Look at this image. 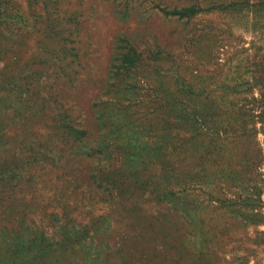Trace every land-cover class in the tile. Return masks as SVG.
Masks as SVG:
<instances>
[{"label":"rangeland","instance_id":"obj_1","mask_svg":"<svg viewBox=\"0 0 264 264\" xmlns=\"http://www.w3.org/2000/svg\"><path fill=\"white\" fill-rule=\"evenodd\" d=\"M0 264H264V0H0Z\"/></svg>","mask_w":264,"mask_h":264}]
</instances>
